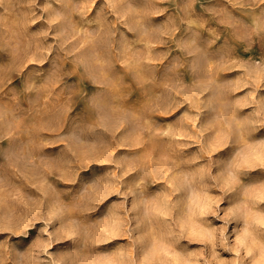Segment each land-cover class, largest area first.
I'll list each match as a JSON object with an SVG mask.
<instances>
[{
	"label": "clouds",
	"instance_id": "obj_1",
	"mask_svg": "<svg viewBox=\"0 0 264 264\" xmlns=\"http://www.w3.org/2000/svg\"><path fill=\"white\" fill-rule=\"evenodd\" d=\"M25 7L0 23V232L43 221L50 238L75 237L89 253L127 240L113 264H145L146 240L157 264H214L218 248L235 254L224 264H264L255 225L226 235L220 204L246 186L243 165L228 159L225 180L218 155L264 130V51L236 50H264V0H0V20ZM258 144L250 158L264 169ZM93 165L104 171L85 180ZM183 241L211 258L178 260Z\"/></svg>",
	"mask_w": 264,
	"mask_h": 264
},
{
	"label": "rangeland",
	"instance_id": "obj_2",
	"mask_svg": "<svg viewBox=\"0 0 264 264\" xmlns=\"http://www.w3.org/2000/svg\"><path fill=\"white\" fill-rule=\"evenodd\" d=\"M25 11H27L26 7L15 9L8 17L0 20V23L5 25L10 24L18 15H21ZM195 12L207 15L203 13L200 3L195 5ZM42 23L40 22V24ZM40 24L33 26V28L39 27ZM220 43H223V38ZM247 44L252 48L251 52L245 53L243 51L244 44L237 45V52L245 60H248L249 56L253 57V59H258L262 51H264L261 45L252 41H248ZM7 59L8 53L0 52V61L6 62ZM249 67H253L251 61L249 62ZM254 67L258 69L260 66L257 64ZM232 75H235V73ZM16 86H19V81H16ZM251 113V109H244L242 115L251 116ZM179 116L180 112H177L173 116L158 119H160L161 123H172ZM262 137H264V130L250 138L251 148L245 149L237 141L235 144L230 145L229 148L222 149L218 153V155L226 158L224 161H221L225 180H230L227 174L228 159H234L243 165L238 179L246 187L243 189L239 187L235 188L234 192L229 193L228 199L220 204V217H224L226 213H230L231 219L226 235L231 234V239L233 240L236 235L243 233L250 224L256 226L257 235L259 238L264 239V233H260L259 231V225L264 224V169L258 166L260 163L258 159L250 158L251 153L260 150L258 140ZM154 147L155 145H148L144 150V154L151 155ZM191 151H195V149ZM253 168H255V171L252 170ZM103 171L104 167L93 165V171L91 173L82 172V176L87 180L92 175H99ZM63 186L61 183V187ZM75 187L79 188L80 185L77 184ZM148 192L154 193V189L149 187ZM213 194L219 196L220 192L216 190ZM114 201H117V197H110L105 205L100 206V211L95 213V217L103 218L108 204ZM208 219L212 220V227L219 228L224 226V219H214L212 217ZM231 221H235V223ZM45 227L48 226L44 225L43 221H38L32 226L24 222L15 231L0 232V264H81L82 260L85 264H113L118 252L122 248L127 247L129 243L125 239H114L108 243L96 245L94 251L89 253L85 251L84 245L79 239L75 237L72 239L50 238L47 232L41 231ZM48 231H52L51 227L48 228ZM182 243L187 245V247L176 246L175 251L178 253V260L191 259L188 253H200L202 249L205 257L211 258L210 250L204 248L203 245L199 243L188 245L187 241H183ZM152 250L153 242L146 240L139 247L137 255L140 258H146L145 264H157ZM217 252L218 256L214 264H224V262H230L235 258L234 253L225 251L222 248H218ZM259 259V256H254L249 259L248 264H256Z\"/></svg>",
	"mask_w": 264,
	"mask_h": 264
},
{
	"label": "bare ground",
	"instance_id": "obj_3",
	"mask_svg": "<svg viewBox=\"0 0 264 264\" xmlns=\"http://www.w3.org/2000/svg\"><path fill=\"white\" fill-rule=\"evenodd\" d=\"M264 235V234H263ZM259 261V260H258Z\"/></svg>",
	"mask_w": 264,
	"mask_h": 264
}]
</instances>
